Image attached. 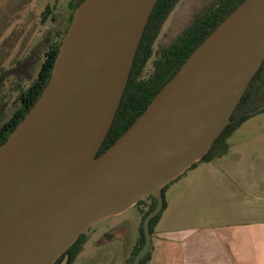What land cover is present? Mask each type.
<instances>
[{
  "label": "water",
  "instance_id": "1",
  "mask_svg": "<svg viewBox=\"0 0 264 264\" xmlns=\"http://www.w3.org/2000/svg\"><path fill=\"white\" fill-rule=\"evenodd\" d=\"M158 0H83L51 79L0 146V264H56L96 222L149 194L140 264L163 187L198 162L229 124L264 61V0H244L189 55L145 111L104 152ZM110 107L92 147L74 153ZM264 109V104L259 110ZM68 256L57 264H67Z\"/></svg>",
  "mask_w": 264,
  "mask_h": 264
},
{
  "label": "crops",
  "instance_id": "2",
  "mask_svg": "<svg viewBox=\"0 0 264 264\" xmlns=\"http://www.w3.org/2000/svg\"><path fill=\"white\" fill-rule=\"evenodd\" d=\"M229 143L226 155L179 176L175 190L169 184L148 264H264V112L245 121ZM138 210L135 241L121 246L122 264L138 239ZM114 246L107 253L118 259L120 244ZM82 253L74 264L98 263Z\"/></svg>",
  "mask_w": 264,
  "mask_h": 264
},
{
  "label": "trees",
  "instance_id": "3",
  "mask_svg": "<svg viewBox=\"0 0 264 264\" xmlns=\"http://www.w3.org/2000/svg\"><path fill=\"white\" fill-rule=\"evenodd\" d=\"M82 1L83 0H76L70 3L72 10L70 25L74 18L75 11ZM243 1L244 0H219L188 24L171 43L159 49H155L161 27L179 0L157 1L139 44L118 111L98 154L104 152L133 124V122L145 111L155 95L177 73L196 47ZM51 11V7L47 6L44 14H50ZM63 38V35H60V33L54 38H51L50 35L46 38L47 48L44 52V58L40 63L36 77L31 80L27 86H19L11 115L8 117L5 115L0 116V146L4 144L15 131L48 85L53 73L55 61L61 50ZM151 59H153V70L149 75L145 76L144 71ZM263 104L264 61L235 108L229 124L216 138L209 150L190 168L197 166L199 162L211 161L217 157L226 155L230 150V137L250 117L264 112V109L259 110ZM170 183L163 187L164 205L162 210L151 220V233L154 232L167 206L165 192ZM156 205L157 198L153 194L147 195L135 205L141 210L138 239L130 256L126 259L125 264H133L135 256L143 247L145 243L143 222L147 214L153 210ZM86 241L87 233L81 234L77 241L58 258L56 264L60 263L66 255L69 258L67 264H73L78 255L82 252ZM151 248L152 247H150L148 253L142 258L140 264L149 263Z\"/></svg>",
  "mask_w": 264,
  "mask_h": 264
},
{
  "label": "rangeland",
  "instance_id": "4",
  "mask_svg": "<svg viewBox=\"0 0 264 264\" xmlns=\"http://www.w3.org/2000/svg\"><path fill=\"white\" fill-rule=\"evenodd\" d=\"M75 1L0 0V116L11 115L19 86H27L36 77L47 48L46 38L49 35L54 38L58 33L65 36L70 27V3ZM218 1L179 0L161 27L155 49L171 43L188 24ZM47 6L52 9L50 14H44ZM153 66L151 59L145 76L152 72ZM179 180L173 181L168 190H175ZM137 208L133 206L118 216L96 222L86 232L82 255H95L98 261L95 264H122L120 257L124 247L121 246H127L136 238ZM115 244H120L118 259L113 257L116 252L107 253Z\"/></svg>",
  "mask_w": 264,
  "mask_h": 264
},
{
  "label": "bare ground",
  "instance_id": "5",
  "mask_svg": "<svg viewBox=\"0 0 264 264\" xmlns=\"http://www.w3.org/2000/svg\"><path fill=\"white\" fill-rule=\"evenodd\" d=\"M109 113L110 107H107L90 126L87 133L76 146L74 153H82L92 147L93 143L96 141L99 134L103 130L105 123L108 119Z\"/></svg>",
  "mask_w": 264,
  "mask_h": 264
}]
</instances>
